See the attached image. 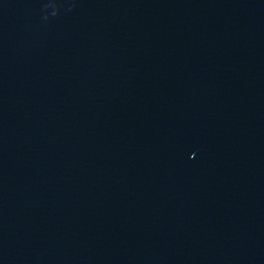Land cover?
Here are the masks:
<instances>
[{"label":"water","instance_id":"water-1","mask_svg":"<svg viewBox=\"0 0 264 264\" xmlns=\"http://www.w3.org/2000/svg\"><path fill=\"white\" fill-rule=\"evenodd\" d=\"M0 264H264V0H0Z\"/></svg>","mask_w":264,"mask_h":264}]
</instances>
